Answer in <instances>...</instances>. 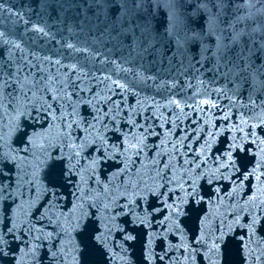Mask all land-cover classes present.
Instances as JSON below:
<instances>
[{
  "label": "water",
  "instance_id": "1",
  "mask_svg": "<svg viewBox=\"0 0 264 264\" xmlns=\"http://www.w3.org/2000/svg\"><path fill=\"white\" fill-rule=\"evenodd\" d=\"M0 264H264V0H0Z\"/></svg>",
  "mask_w": 264,
  "mask_h": 264
},
{
  "label": "snow or ice",
  "instance_id": "2",
  "mask_svg": "<svg viewBox=\"0 0 264 264\" xmlns=\"http://www.w3.org/2000/svg\"><path fill=\"white\" fill-rule=\"evenodd\" d=\"M169 20H171V17H169ZM169 27H171V24H169ZM203 103H207L206 101H204Z\"/></svg>",
  "mask_w": 264,
  "mask_h": 264
}]
</instances>
